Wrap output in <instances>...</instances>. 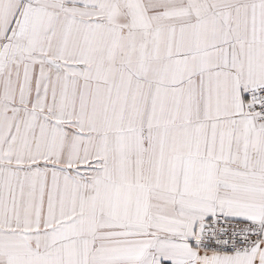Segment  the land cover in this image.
Returning <instances> with one entry per match:
<instances>
[{"label":"snow or ice","instance_id":"6c2138e0","mask_svg":"<svg viewBox=\"0 0 264 264\" xmlns=\"http://www.w3.org/2000/svg\"><path fill=\"white\" fill-rule=\"evenodd\" d=\"M0 264H264V0H0Z\"/></svg>","mask_w":264,"mask_h":264}]
</instances>
